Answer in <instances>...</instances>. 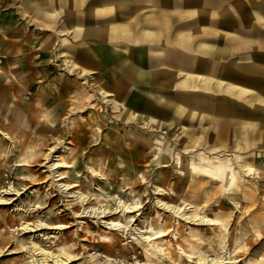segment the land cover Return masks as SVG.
<instances>
[{
	"label": "bare ground",
	"instance_id": "6f19581e",
	"mask_svg": "<svg viewBox=\"0 0 264 264\" xmlns=\"http://www.w3.org/2000/svg\"><path fill=\"white\" fill-rule=\"evenodd\" d=\"M73 1L77 7L86 4L88 7H92L93 10L96 9L100 14L109 15L115 21L110 25V33L114 39L115 37H120L126 43L148 42L152 45V48L157 42L163 41V43H169L168 39L172 34V31L173 33L176 31L177 36L175 37V42L173 43L174 48L185 51L193 50V52H198V54L204 55L206 54V51H208L211 47V44H208L209 42L205 40V37H213L215 35H218L219 30L222 29H220V27H216V24L218 23L217 19L215 18H222L224 15L231 12L228 11L225 4L227 0H208L209 2L207 1L208 4H206L209 6V9L205 7L206 9L197 8L196 10L194 9V7H197L196 5H198V3L196 1H192V4H190L191 7H187L188 11H185L184 13L186 14L183 16L184 19L191 18V21L182 22L178 28H175L172 19L168 16L156 17V15H153L154 13L151 10L153 5L150 1L142 2L133 0L126 3L125 0H117L116 2L113 1V3H110L108 0ZM69 2V0L65 1V3ZM255 6L260 7L261 5H253L252 8H254ZM146 9H149L150 12L145 18V25L139 33L132 30L130 23H118V21L125 18L137 19V15L139 14L138 11H144ZM233 10L237 11L238 9H235L234 6ZM251 17L256 21L255 23H258V25H264V18L259 17L256 13L252 12ZM249 21L250 20L247 19L245 23L248 22V25L251 22ZM203 25L205 28L202 29L203 33L201 35L204 36L203 41L200 43H196L195 45V43H193V37L197 36V34L192 32V28L194 26ZM243 28L244 30L239 32H236L237 30H233L231 33L229 32L226 35V38L228 39V42L234 46L232 52L238 55L240 59L249 61L251 57L255 58L258 56L257 53H250V51H252L253 49L258 50L259 46L255 44L254 40L259 35L261 36L262 32H260L254 26L245 27L243 25ZM99 33L103 34L104 32L99 31ZM152 51L154 52V56L158 52L156 48H152ZM172 54H175V51L171 52L167 50L163 55H157V58H154L152 64H161V66H165V63L168 62L167 60L170 59ZM141 60H139V62ZM59 63V67H61L63 71L66 69L69 74H75L78 79H88V71H86L85 69H81L78 65L75 64V62H72L68 58L60 60ZM170 63L172 62L170 61ZM258 66L249 65L248 71L252 73H259L264 67ZM184 68L186 67L184 66ZM198 71H200L199 68L197 71L182 70L181 75L182 79H184L183 84L181 85L182 88L187 89L190 84L195 88H198L199 85L201 87L204 86L205 88L208 86L217 88L219 84L221 85V80H215L212 76H207L206 74H202ZM218 71H220L219 67L214 70L215 73H218ZM262 75H264V73H262ZM130 76L132 77L131 80L139 81V78L142 75L140 71H136L133 73L131 72ZM92 81L94 82L95 79H92ZM111 81L109 82V80L104 79L102 82L103 84H100L96 87H89L92 89L95 88L94 91L84 88V90L76 98L75 109L82 111L86 108V104L84 101L86 99L89 101L90 98L98 95L102 97V100H104L106 104L111 106L113 111H117V114L121 119L123 118L125 121L131 122V124L137 125V127L133 128L128 134L131 137V142L136 148L135 151H139L141 154L145 153V155H143V157L139 158L138 160L136 159L138 157L135 155L137 154L136 152H133L129 158L122 157L121 162L129 163L124 164L118 176L119 181L115 184L118 189L120 188L124 190L123 193L126 192V190L129 191V194L133 193V200L129 203L120 198V200L117 199V201L114 198H111L112 196L110 192H107L106 195H100L92 192V182L96 184H107V188L113 184L111 182L112 179L110 178V176H108L109 172L104 169L103 165H87L86 168L91 175L89 177L86 175L83 182L75 184L74 186H71V183L63 185L57 183V187L60 193H64L67 196L69 195V197L76 195V199L73 201V204L74 202H77L78 206L75 205V207L77 206L78 208H74L75 210H72L73 216H75V218L77 219L91 216V218L102 220L106 228L105 230L108 229L117 233V235L111 237L109 235H106L102 239L103 241L109 243L112 247H114V244H117V242H121V238L123 237H128L129 239H131L130 242L141 249L142 252V255L136 256L135 264H185L184 262H187L188 264H204L205 262L207 263V253L211 252L213 247L212 243L216 240L219 243L218 250L221 251V254L223 253V256H219V252V255L216 254L211 260V264H232L238 257H235L234 251H236V249H243L244 246L242 244V241H247L248 237L246 236L248 230L244 232V236L237 237L236 235H231V233H229L230 222L228 221V218H226L227 214L224 212L223 208H226L227 206H229V204H232L234 210L245 213L250 208L254 207L256 202H258L257 196L259 185L257 184V182L255 184H250L248 183V181L244 182V180H249V178L256 181H258L257 179H260L261 182L262 175H264V172H261L254 166V163L256 161L254 157L255 154L253 153L254 149L255 147H262L258 146L257 144V125H255L252 121H215L210 117L209 127H211V130L209 132V135L206 132L207 130H204L205 134L199 132L197 134L190 135L187 127H184L185 125L182 127L180 122L176 123L175 125L168 123L166 124V126H164V124L159 122L156 118H147L146 116L137 112H131L125 105L119 102L118 96L109 94L108 90L112 88ZM99 82L100 80L96 83ZM122 83L123 81L121 82V86ZM234 88L231 87L230 91H234ZM117 89L119 90V92H124L122 91L123 88ZM86 90L88 92H86ZM88 93L90 95H88ZM240 93L243 94L246 93V91L243 92V90H240L239 95ZM111 96H113V99L110 101L107 99V97ZM6 98H8V96ZM90 105L91 103H88L87 106ZM195 105L197 106L196 109H200L201 111L202 108H205V106L199 104ZM259 105L264 106V100H259ZM91 106L93 107V105ZM179 109H181L177 111L179 115H184L185 113L186 115H190V111L186 110L185 108ZM90 114H92V117L98 119L99 116L101 117L102 113L101 111L92 112L91 110ZM195 114L196 113H194L193 115ZM246 114H243L246 118H255L256 115L255 113L248 111L246 112ZM89 120H91L92 122L93 118H89ZM73 126H76V129H86V127L88 126L95 127L89 124L87 119L78 121V123L72 125L71 127L73 128ZM142 128L158 131L160 133L154 134L155 138L150 139L146 137V135L150 134L146 133V131H143ZM1 129V134L4 133V135L7 137L8 134ZM95 129L99 130L98 127H96ZM74 130L75 127L73 131ZM163 130H165L164 133H162ZM168 130H172L174 134L170 133L171 131L168 132ZM179 131L180 135L176 136L175 134ZM225 131L227 132L226 134H224ZM70 134V138H75V132H71ZM181 134L184 135L182 136ZM224 136L226 137V139L223 140L222 137L224 138ZM9 138L12 140L10 136ZM58 141H60V138L57 137V139H55L56 145H61L59 144L60 142L58 143ZM71 142L72 140L69 141L68 144H70ZM68 150H70V148L64 147L62 153L66 152L65 154L68 155ZM53 151L54 149L52 148L50 150V152H52V155ZM58 158L59 159L56 162L53 161L54 163H52V165L50 166L51 175L53 174V178H56L55 182H60L63 179L65 180V176L67 175L66 173L62 172L59 173V169L71 168L74 166L73 164H71V166L69 165V163L65 162L61 156H58ZM144 163H147V165H143ZM174 163L175 167H173V169L171 170L170 166ZM154 175L155 178L153 177ZM99 177H101L100 180L105 177L104 182L92 179H96ZM74 178L77 179L78 182V177L75 176ZM239 180L240 182H238ZM239 183L242 185H240ZM139 184H142L141 188L142 190H144L143 195L148 190V185L150 184V186H152L153 194L155 195V206H157L156 208H159L161 212L157 211L155 215L153 213L147 212L144 216V219L141 220L142 222L137 223L138 216H140L139 211L142 208L141 202H143L139 197L141 192H135L136 188L134 186H139ZM77 186H79L77 191L69 192L72 188L74 189V187ZM188 193H190L191 196H187L186 194ZM206 195L207 197H205ZM214 196H217V198L214 199ZM90 198H92V200H90ZM204 198L205 200H202ZM211 199L214 203L217 202L218 205H214L213 203H211ZM5 202L6 200L0 197V204H7ZM71 202L72 201H70V204ZM101 202H104V205H100L95 208L96 204H99ZM85 205H90L91 207H85ZM215 206L218 207V209H216L217 211H222V214L215 217H210L207 210L210 211ZM259 208L260 210H264V205H261ZM31 209H40V203L36 200L35 202H33ZM189 211H191V213H189ZM257 212L258 210L252 209L250 214L258 215ZM259 221V223L254 220L253 222L251 221L252 229L250 230V232L252 238L258 237L260 231L264 232L261 227L262 222H264V218L260 219ZM243 223L245 224L246 220H244ZM155 225L159 227L156 228ZM18 226H20V230H22L23 233H33V235H31L30 238L25 241L30 245L29 249L31 253H29V264H72L76 261H79L78 264H95V253H92V251L94 250L93 245H80L82 253L79 255H72L71 253L67 252L64 247H60L57 252H50L42 246V241H37L38 239L49 240L50 238H53L52 236H47V234L45 233L46 230H65L70 227L69 225H53L40 221L32 222V220H26L20 223V225ZM6 227L9 234H14L13 228H10L8 226ZM177 227L179 229H177ZM210 227H213V229H209ZM208 229L213 231L212 235L214 238L210 239L211 236L207 235L206 232L208 231ZM215 229H218V232L216 234L214 232ZM181 230L186 232L185 237L183 236ZM75 231L76 234H78L77 231L84 232V234L86 235L85 238L88 240H92L91 237L87 235L88 228H84L81 226ZM85 238L80 239L84 240ZM232 244H234L233 249L230 248ZM7 251H9L7 254H14L16 252L12 249H9L8 246L0 247V257H2L4 252ZM133 253L134 255H137V252L135 250L133 251ZM254 254L256 256V259L252 264H264V250H256L254 251ZM104 258L105 261H107L105 264H113V262H116L115 259L109 258L106 253L104 255ZM117 260L118 261L115 264H123L126 261V258L123 259L121 257H118Z\"/></svg>",
	"mask_w": 264,
	"mask_h": 264
},
{
	"label": "rangeland",
	"instance_id": "374dc122",
	"mask_svg": "<svg viewBox=\"0 0 264 264\" xmlns=\"http://www.w3.org/2000/svg\"><path fill=\"white\" fill-rule=\"evenodd\" d=\"M108 1L110 3H113V1L116 2L117 0ZM129 1L133 0H125V3ZM138 1H150L153 5V7L151 8L153 12H157L159 9H164L162 10V12H173L179 18V20L183 19V13L185 11H188L187 7H191L190 4H192V1H196L198 3V5H196L197 7H194L195 10L197 8L206 9L209 7L207 5L209 2L208 0ZM0 4L3 5V7H0V28L7 25L6 23L12 24L9 29H7L5 34H1L0 32V37L3 39V42H0V67H2L1 69L5 73L9 74L8 72H10L12 74H16L17 72H15L14 69L20 66L16 62L19 59L25 60L26 58L31 59L32 57L36 59H42L45 58V54L52 55V52H50L53 46V43H51V41L54 40V37L51 36L52 30L49 28H41L35 25V23H37L36 20L39 17L37 13H35L33 10H20V0H0ZM225 4L227 6L228 11L231 12L224 15L222 18L216 17L215 19H217L218 23L216 24V27L223 28L228 32H232L233 30H237L236 32H239L244 30L243 25L245 27L247 26L244 21V16L250 10L249 8H251L253 5L264 4V0H227ZM234 6L235 9L238 8L237 11L233 10ZM44 7L47 8V4L44 5ZM149 12V9H146L144 11H138L139 14L137 15V19L133 18L130 20L132 24V29H135L137 31L141 29L144 24V20L148 16ZM189 20L190 19H184V21ZM179 23H181V21ZM250 25L254 26L257 29H260L258 23L252 22L249 24V26ZM63 38L65 37H62V39ZM68 40L71 41V38L68 37ZM63 45L66 44H62V46ZM19 71L24 70L21 68ZM36 71L41 72L39 69H36ZM64 72L66 74H69L66 69L64 70ZM50 73L53 76L55 74L64 75V73L57 71V69L54 72L51 71ZM86 80L84 78L79 79L81 86H83L82 88L94 91L95 88L92 89L89 87H96L97 84L94 85L96 81L93 82L92 79L89 78ZM21 85L16 86L13 84L12 86L24 87ZM2 87H5V83ZM16 87L14 91L16 94L19 95ZM87 90L86 92H88ZM28 93L34 92L33 90H30ZM88 95L90 94L88 93ZM28 96L29 95H26L25 99H21L18 102V105L25 104L26 102H28V104H32L31 109L29 111V117H26L23 114L22 118L16 119L15 112L11 114L13 105H8L5 112V117L9 123H14L15 121L17 123L19 119H22V122H24L23 127H19L18 129L16 128V132L13 133V136L16 138L17 141L14 140V142H11L9 139L4 140L5 137H3V135H0V197L5 199V203H7L0 204V247L8 246L9 249L16 251L14 254H7L9 251L4 252L3 256L0 257V264H29V253H31L29 249L30 245L27 244V242L25 241H27V239H29L30 236L33 235V233H23V231L20 230V226H18L20 225V223L26 220H32V222L40 221L53 225L66 224L70 226L68 229L65 230H46L45 233L47 234V236H52L53 238H50L49 240H37L42 241V246L50 252H57L60 247H64L65 250L71 253L72 255H79L82 253L80 245H93L94 250L92 251V253H95V264H105L107 262L104 258L105 253L109 258L116 260V262H113V264L117 263L118 257H121L123 259L126 258V261L123 264H135L136 256L142 255L141 249L133 245L130 242L131 239H129L128 237L121 238L122 241L117 242V244H114V247L110 246L109 243L103 241L102 239L106 235H109L111 237L117 235V233L108 229L105 230L106 228L104 226L103 221L98 220L97 218H91V216L79 219L75 218V216H73L72 210L78 208L77 202H74L73 204V201L76 199V195L72 194L73 196L69 197V195L67 196L64 193H60L57 185L71 183V186H74L75 184H79L80 182L84 181V177L86 175L88 177L91 175L86 168L87 165H103L104 169L109 172L108 176H110V178L112 179L111 182L113 185L107 188V184H96L92 182V192H95L96 194L100 195H106L107 192H110L112 196L111 198H114L115 200H120L121 198L122 200H125L130 203L133 200L134 194H129L128 190L123 193L124 190L120 188L118 189L115 184L119 181L118 176L124 164L129 163L121 162L122 157L129 158L133 152H136L137 154L135 155L138 156L136 158L138 160L139 158L143 157V155H145V153L141 154L139 151H135L136 148L131 142V137L128 134L133 128L137 127V125L131 124V122H127L123 118L121 119L117 114V111H113L111 106L106 104V102L102 100L101 96L97 95L90 98L89 101L87 99L84 101L86 104V110L83 109L82 111L73 108V102L75 101V97L72 98V101H70V103L69 101H67V104L63 106L64 108H61L62 111L61 109L55 111L52 110V119L49 120V122H51V125L47 124L48 126H42L41 122H44V120L39 116L37 117V111L34 113V109L37 108V106L33 103L34 101L31 102L32 100L29 99L30 97L28 98ZM107 99L111 101L113 99V96L107 97ZM119 102L123 104L122 101L119 100ZM88 103H91L93 107L91 105L87 106ZM71 108L73 109L70 110ZM91 110L92 112L101 111V117L99 116L98 119L92 117V114H90ZM130 111L132 112L134 110ZM89 118H93L92 122L91 120H89ZM209 118V116H206L205 119L209 120ZM85 119L88 120L89 124L95 127L88 126L86 127V129H76V126H73V128L71 127L72 125L78 123V121ZM28 120L29 124L25 125V122H27ZM35 122L40 123L34 125ZM199 122L200 121L197 119L188 120L184 122L181 126L183 127L185 125L184 127H187L190 135L197 134L199 132L205 134L204 130H207L206 132L209 135V132L211 130V127H209L210 121H203L204 125L202 123L199 124ZM161 123L166 126V124L168 123L175 125L178 122H173L172 120H169L162 121ZM74 127L75 130L73 131ZM96 127H98L99 130H96ZM142 129L143 131H146V133L150 134L146 135V137L150 139L155 138L154 134L160 133L154 130H149L145 128ZM71 132H75V138H70ZM164 132L165 130L162 131V133ZM168 132L174 134L172 130H168ZM226 133L227 132L225 131L224 134ZM175 135H180V131L177 132ZM181 135L183 136L184 134ZM57 137L60 138V141H58V143L60 142L59 144L61 145H56L55 139H57ZM222 139L224 140L226 139V137L224 136V138L222 137ZM71 140L72 142L68 144V142ZM258 146L262 147H255L254 149L253 153L255 154L254 157L256 160L254 166L258 168L261 172H264V144H258ZM64 147L70 148V150H68L67 152L68 155L65 154L66 152L62 153ZM52 148L54 149L53 155L52 152H50ZM116 153L118 156L116 155ZM58 156H61L65 162L69 163V165L73 164L74 166L71 168L59 169V173L62 172L66 173L67 175L65 176V180L63 179L60 182H55L56 178L54 177V179L53 174L51 175L50 166L52 165V163L56 162L59 159ZM143 165L146 166L147 163H144ZM46 167L48 170L46 169ZM173 167H175V163L170 166L171 170L173 169ZM75 176L78 177V182L77 179L74 178ZM153 177L155 178V175ZM104 178L105 177H103L102 180H100L101 177L92 179L104 182ZM257 180L258 181L252 180L250 178L249 180H244V182L248 181V183L250 184H255L257 182V184L259 185L257 196L258 202H256L254 207L250 208L245 213H241L239 211L234 210L232 204H229V206L223 208L224 212L227 214L226 218H228V221L230 222L229 233H231V235H236L237 237L244 236V232L248 230L246 236L248 237L247 241H242V244L244 246L243 249H236V251H234L235 257H238L235 260L236 262L234 261L232 264H252L255 262L256 259L254 251L264 250V232L260 231L259 236L254 238L251 237L250 232V230L252 229L251 224L253 220L259 223V220L264 218V210H260L259 208L261 205H264V175H262L261 182L260 179ZM238 182H240V180ZM134 187L136 188L135 192H141L139 197L143 201L141 202L142 208L139 211L140 216H138V223L142 222L141 220L144 219V216L147 212L153 213L155 215L157 211L160 210L159 208H156L157 206H155V195L153 194V189L150 184L148 185V190L144 195V190H142L141 188L142 184H139V186ZM78 188L79 186L74 187V189L72 188L69 192H75L78 190ZM186 195L191 196L190 193ZM205 197H207V195ZM92 198H90V200H92ZM216 198L217 196H214V199ZM36 200L40 203V209H37L38 211L36 209H31L33 202H35ZM202 200H205V198ZM70 201H72L71 204ZM210 202L214 205H218V203H214L212 199ZM75 205L77 206L75 207ZM100 205H104V202L96 204L95 208ZM85 207L91 206L85 205ZM216 209H218V207L215 206L210 211L207 210L210 217H215L222 214V211H217ZM252 209L258 210V215L250 214ZM189 213H191V211H189ZM244 220H246L245 224L243 223ZM6 226L13 228L14 234H9ZM81 226L84 228H88L87 235L91 237L92 240L86 239V235L84 234V232L77 231L78 234H76L75 230ZM159 226L155 225L156 228H158ZM261 227L262 230H264V222H262ZM177 229L179 228L177 227ZM209 229H213V227H210ZM209 229L206 233L208 236H211L210 239H212L214 238L212 235L213 231ZM214 232L216 234L218 232V229H215ZM185 233V231H182L184 237L186 236ZM80 238L85 239L82 240ZM212 246L213 247L211 252L207 253V263L205 262L204 264H211V260L216 254L219 255V252V256H223V253L221 254V251L218 250L219 243L217 240L212 243ZM233 247L234 244H232L230 248L233 249ZM134 250L137 252V255H134ZM78 263L79 261H76L72 264ZM184 263L188 264L187 262Z\"/></svg>",
	"mask_w": 264,
	"mask_h": 264
},
{
	"label": "crops",
	"instance_id": "0c3cea01",
	"mask_svg": "<svg viewBox=\"0 0 264 264\" xmlns=\"http://www.w3.org/2000/svg\"><path fill=\"white\" fill-rule=\"evenodd\" d=\"M65 1L20 0V10H33L37 13L39 17L35 25L41 28L51 29V36L54 37V40L51 41L53 43L52 49L50 50L52 55L45 54L44 57L46 59H36L33 57L31 59L26 58L25 60L19 59L16 62L20 66L14 69L17 72L16 74L10 72L7 74L0 67V129L3 127L1 130L8 134L6 137L4 133L1 134L0 132V135H3L5 139H9L11 142H14V140L17 141L13 133L16 132V128L18 129L24 125L22 119H19L17 123L16 121L14 123L7 121L5 112L8 105H13L11 114L15 112L16 119L22 118L23 114L26 117L30 116L31 103L28 104L26 102L25 105H18L19 100L25 99L26 95H29L28 98L30 97L31 102L34 101L33 103L36 104L37 108L34 109V113L37 111V117L39 116L44 120V122H41L42 126L51 125L49 120L52 119V110L63 109L67 101L70 103L74 97L73 108H76V98L84 88H82L75 74H66L59 67L60 64L58 63L60 60L68 58L72 62H75L81 69L88 71L89 79H95L96 82L100 80L99 83H96L97 85H94L98 86L103 84L104 79L109 80V82L112 80V88L108 90L109 94L118 96L119 100L126 107L128 106L129 110H134V112L142 114L147 118L153 117L159 122L169 120L173 122L177 121L181 125L188 120L196 119L200 121L199 124H203V121L210 120V118L206 120V116L213 118L215 121H252L257 125V143L264 144V106L259 105V100H264V75H262L264 68L259 73L248 71L249 65L264 67V25H259L260 29L258 30L262 34L254 40L255 44L259 46L258 50L253 49L250 51V53H257L258 56L255 58L251 57L249 61L240 59L238 55L232 52L234 46L226 38L229 32L223 28H220L221 30H219L218 35L205 37V40L209 42L208 44H211V47L206 51L205 55L193 52V50L185 51L174 48L173 43L175 42L177 32L175 31L173 33L172 31L168 39L169 43H163L161 41L152 47L158 51L154 56L151 48L152 45L148 42L126 43L120 37H115L114 39L110 33V25L115 21L109 15L100 14L96 9L93 10L92 7H88L86 4L77 7L73 0H69V3H65ZM46 4L47 8L44 7ZM0 7H3V5L0 4ZM249 9L244 16L245 21L249 19L251 21H249L250 23L256 22L251 17L252 12L264 18V4H261L260 7L255 6ZM162 10L164 9L153 12V15H156V17L168 16L172 19L175 28H178L182 22L191 21V18H185L190 19L189 21H184V18L179 20L173 12L167 13L162 12ZM183 14L185 15L186 13ZM130 20L129 18H125L118 21V23H130L132 27ZM180 21L181 23H179ZM6 24L0 28L1 34H5L7 29L12 25L11 23ZM144 25L145 23L141 29ZM246 27H251V25L249 26L248 24ZM141 29L138 31L135 29L132 30L139 33ZM202 29H205L204 25L194 26L192 28V32L197 34V36L193 37V43L195 45L203 41L204 36H201L203 33ZM99 31H103L104 33L100 34ZM62 37L65 38L62 39ZM68 37L71 38V41L68 40ZM0 42H3L1 37ZM62 44L66 45L62 46ZM167 50L171 52L175 51V54H172L170 59L167 60L168 62L165 63V66L152 64V61L154 58H157V55H163ZM139 60L141 61L139 62ZM217 67H219L220 71L215 73L214 70ZM21 68L24 71H19ZM198 68L200 69L198 72L212 76L215 80H221V85L218 83L217 88L209 86L205 88L200 85L198 88H195L190 84L187 89L182 88L181 85L184 80L181 75L182 70L197 71ZM36 69H39L41 72H37ZM56 69L60 72L63 71L62 73L64 75L55 74L53 76L50 72H54ZM136 71H140L142 75L139 81L131 80L130 73ZM4 83L5 87L3 88ZM13 84L16 86H24L16 87L19 95L15 93V86H12ZM231 87H235L233 89L234 91H230ZM117 88H123L122 91L124 92H119ZM29 90H33L34 93H28ZM240 90H243V92L246 91V93H240L239 95ZM7 96L8 98H6ZM195 104L205 106V108H202V111L199 109V111L196 109L197 106ZM179 108H185L190 111V115H186V113L179 115L177 112L181 110ZM247 111L255 113V118L244 117ZM194 113L196 114L193 115ZM39 123L35 122L34 125ZM28 124L29 120L25 122V125Z\"/></svg>",
	"mask_w": 264,
	"mask_h": 264
}]
</instances>
